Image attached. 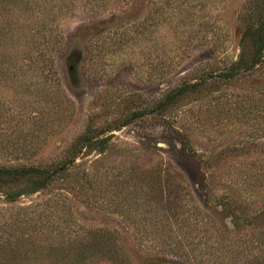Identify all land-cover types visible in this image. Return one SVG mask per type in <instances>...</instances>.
Returning <instances> with one entry per match:
<instances>
[{
    "label": "rangeland",
    "instance_id": "1",
    "mask_svg": "<svg viewBox=\"0 0 264 264\" xmlns=\"http://www.w3.org/2000/svg\"><path fill=\"white\" fill-rule=\"evenodd\" d=\"M244 1L0 0V164L60 162L88 119L111 125L105 149L75 157L69 178L13 200L0 194V236L22 237L28 249L13 254L8 243L1 257L72 262L73 254L49 248L80 223L113 230L136 264L153 239L160 174L167 189L173 180L185 187L223 237L264 244V219L234 227L220 204L229 197L246 214L264 206V84L216 82L209 97L187 96L168 116L203 165L165 121L113 122L208 70L211 47L237 58Z\"/></svg>",
    "mask_w": 264,
    "mask_h": 264
},
{
    "label": "trees",
    "instance_id": "2",
    "mask_svg": "<svg viewBox=\"0 0 264 264\" xmlns=\"http://www.w3.org/2000/svg\"><path fill=\"white\" fill-rule=\"evenodd\" d=\"M237 19L239 45L242 48L237 58L228 60L221 50L216 49L218 46L211 47L214 61L205 66L206 69L208 65L211 66L208 70L198 76H186L158 97L137 105L136 110L125 118L114 119L113 122L127 124L134 118L137 121L153 117L165 121L170 126L168 135L175 139L183 150L195 156L198 165H203V156L193 150L183 128L170 123L168 116L177 112L180 101L187 96L199 94L202 99L209 97L216 82L235 83L245 79L264 84V0H245ZM157 78L160 81L161 77ZM94 122L93 117L88 119L60 162L0 164V194L13 200L20 195L43 192L56 179L69 178L75 157L91 150L102 152L110 139L107 132L111 127L110 123ZM176 136L179 139L175 138ZM167 175L174 178L168 172ZM89 178L91 179V175L88 173L79 177V180L85 184ZM158 180L156 184L161 190L163 200L158 196L152 208L156 224L149 234L153 239L143 244L141 250L145 252V256L136 264H236L237 261V264H249L258 260L264 261V244L254 240L248 245H242L239 240L223 237L211 219L191 199H187L189 193L184 197L185 187L173 180L172 186L167 189L161 174ZM198 184L206 204L212 203L209 183L200 181ZM220 204L234 227L242 224L251 226L264 219V206L246 214L235 202L229 201V197L220 201ZM59 236L57 244L49 250L71 253L75 258L72 262L59 260L51 264H131L117 234L111 229L85 228L76 223L73 233L65 232ZM23 241L22 237L0 236V264H30L26 260L1 257L2 253L6 252L4 248L8 243L12 245L7 250L20 254L25 250ZM27 251L26 248L25 252Z\"/></svg>",
    "mask_w": 264,
    "mask_h": 264
}]
</instances>
